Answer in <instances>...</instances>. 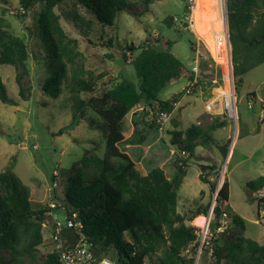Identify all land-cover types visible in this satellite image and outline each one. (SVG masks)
<instances>
[{
	"label": "rangeland",
	"instance_id": "1",
	"mask_svg": "<svg viewBox=\"0 0 264 264\" xmlns=\"http://www.w3.org/2000/svg\"><path fill=\"white\" fill-rule=\"evenodd\" d=\"M218 3L219 0H198L192 11L189 0H149L147 6L145 0H129L115 19L117 29L115 27L111 31L109 27L98 25L104 36H114L116 31L121 43L145 44L163 50L172 42L169 50L183 65L181 76L158 94V98L165 101L182 89L186 90L161 128L148 127L147 122L156 120V117L143 104L135 106L124 120L125 140L119 147L130 155L136 169L143 175L159 167L168 179L172 178L177 150L171 143L173 131H184L198 121L205 129L216 117L225 122V126L211 132L213 142L197 147L193 156L188 158L186 175L177 191L176 212L185 218L186 225L199 230L197 249L193 251L190 245L183 252L186 259H193L192 264H228L223 258L217 260L203 245L208 227L210 229L213 224L212 211L217 193L225 181L229 184L228 206L244 221L242 234L264 245V225L255 223L264 217V210L258 209L255 201L259 195H264V187L251 193L245 186L249 181L264 176V121L259 117L264 104V62L261 61L264 59V46L238 53L234 60L237 67H234L227 30L226 0H222V8L221 5L217 8ZM19 8V0H0V14L9 23V30L25 40L30 52L26 72L16 65H4L0 70L8 97L17 103L0 102V172L12 162L13 171L27 189L32 207L51 206L53 194L63 188L59 183L66 179L68 172L70 177H74L79 166L73 168V165H80L86 152L89 156L102 158L104 144L101 133L105 130V123L90 109L84 118H73L72 102L66 90L62 89L56 98L40 90L39 82L45 76V59L40 58L42 48L36 45L37 40L30 32L33 30L32 12L20 17L24 12ZM67 11L68 7L55 10L60 15L64 31L77 41V68L81 66L93 76L103 75L92 92L81 93L80 96L87 99L103 86L111 87L117 81L135 83L136 74L130 65L134 56L130 54L123 63L116 46L88 44L73 23L66 20L64 13ZM181 22H188L189 27L184 29ZM193 22L195 26L190 28ZM218 28L221 37L215 45L212 40ZM89 37L96 42V33ZM192 41H195L193 51L190 49ZM227 41L229 60L224 51ZM74 68L75 65H68V76ZM234 69L240 72L241 79L240 87L236 89ZM231 88L236 90V114L233 121H228L222 109V99ZM210 106L211 114H208ZM173 121L178 125L177 130ZM89 125H98L99 130L90 129ZM64 129L67 131L63 132ZM59 130L61 134H58ZM222 145L232 148L231 156L227 151L224 158L220 156L218 147ZM98 158L92 161L94 169L99 166ZM202 176L209 183L206 184ZM55 177L57 184L52 187ZM210 183L215 186L213 192L210 191ZM50 217L60 223L65 221L60 211H53ZM42 231V244L32 260L21 258L24 264H43L44 254L51 250V224L48 221L42 226ZM239 235V228H232L226 239L231 241ZM99 252L100 258L121 264L115 248H102ZM160 256L161 252H157L147 257L145 264H159ZM11 257L9 250L1 251L0 264H10L13 261Z\"/></svg>",
	"mask_w": 264,
	"mask_h": 264
},
{
	"label": "trees",
	"instance_id": "2",
	"mask_svg": "<svg viewBox=\"0 0 264 264\" xmlns=\"http://www.w3.org/2000/svg\"><path fill=\"white\" fill-rule=\"evenodd\" d=\"M128 1L19 0V11L24 12L20 17L32 12L33 30L30 32L37 40L36 45L42 48L40 58L45 59V76L39 82L40 90L52 98L58 97L62 89L66 90L70 94L73 118H84L90 109L104 121L105 130L101 133L104 144L102 158L89 156L86 152L82 163L73 165V168L79 166L74 177H70L68 172L66 179H62L64 184L62 181L59 183L63 188L53 194L54 203L51 206L32 207L27 189L13 171L12 162L0 172V252L9 250L12 253L10 264H24L22 257L33 259L43 242L44 223L48 221L51 224V233L56 226L57 221L50 217L53 211L64 214V220L75 217L82 223L86 241L97 259H103L99 257L100 249L113 247L121 264H145L146 258L157 252H161L159 264L193 263V259H186L183 252L190 245L193 251L197 249L199 230L186 225L185 218L176 212L177 191L186 175L188 158L193 156L197 147L213 142L211 132L225 126V122L216 117L205 129L191 124L184 131L172 132L171 143L177 150L173 162L175 172L171 179L159 167L143 175L136 169L130 155L121 151L119 146L125 140L124 120L135 106L143 104L155 117L160 112L171 114L186 93L183 89L168 100L158 98L162 89L181 76L183 65L169 50L172 42L165 49L158 50L145 44L121 43L116 31L111 37L100 33L99 26L109 27L111 31L112 28L117 29L115 19L124 11ZM148 1L145 0L146 6ZM62 7H68L69 11L64 13L66 20L73 23L88 44L116 46L123 63L128 59L127 53L134 56L130 65L136 74L135 83L117 81L111 87L103 86L87 99L80 96L81 93L92 92L103 75L93 76L81 66L77 68V41L64 31L60 15L55 12ZM226 19L233 66L237 67L234 60L238 53L264 46V0H226ZM91 33L97 34L96 42L89 37ZM194 44L195 41L190 42L191 51ZM224 51L229 60L228 41ZM136 52L138 54L135 55ZM29 57L25 40L9 30V23L0 14V70L4 65H16L26 72ZM261 61L264 62V59ZM68 65L76 66L71 76L67 74ZM241 72L245 73V70ZM239 76L240 72L234 69L235 89L241 84ZM251 96L254 94L251 93ZM0 102L17 105L8 97L1 74ZM147 125L151 129L159 127L155 120L148 121ZM89 128L99 130L98 125H89ZM61 133L59 130L58 134ZM182 136L183 140L180 139ZM180 151L186 152L188 157L183 159L178 156ZM94 158H98L97 169L92 166ZM55 178L52 184H57ZM245 186L251 193L258 192L264 187V176L249 181ZM214 187L210 183L211 192ZM228 198L229 184L225 181L217 193L212 216L213 224L217 225L221 212H227L230 226L217 238L209 237V244L204 248L210 249L217 260L223 258L228 264H264V245L242 234L244 221L229 208ZM255 201L257 208L264 210V195ZM206 211V208L203 209L204 214ZM213 224L210 231L215 226ZM232 228H239L241 235L227 241L226 236ZM64 235L68 237L69 231L64 229ZM43 264H60L52 244L51 250L44 254Z\"/></svg>",
	"mask_w": 264,
	"mask_h": 264
},
{
	"label": "built area",
	"instance_id": "3",
	"mask_svg": "<svg viewBox=\"0 0 264 264\" xmlns=\"http://www.w3.org/2000/svg\"><path fill=\"white\" fill-rule=\"evenodd\" d=\"M189 3L191 4L189 8L192 10L195 0H189ZM127 56H130L129 53H127ZM234 93L235 91L231 88L223 95L222 99V109L223 112H225L228 121H233L235 119L236 99L234 97ZM207 109V113L211 114L209 112L211 110V106ZM170 115V113L166 112H160L157 114L155 121L160 128L169 120ZM196 125L200 126L201 122L198 121ZM180 139L183 140V136ZM178 156L183 159L188 157L187 153L184 151H180ZM52 187H56V184H52ZM261 196H263V194L259 195V197ZM257 223L264 225V217H260ZM229 226L230 220L228 218V214L227 212L222 211L217 221V225H215L211 231L207 230L203 245L207 246L209 244V237H212L213 239L217 238L218 235L225 231ZM64 229L69 231V236L71 237H66L64 235ZM50 236L53 250L57 253L60 264H115L106 259L96 258L90 249V245L86 241L82 223L75 217L73 219L65 220L64 223L57 221Z\"/></svg>",
	"mask_w": 264,
	"mask_h": 264
},
{
	"label": "crops",
	"instance_id": "4",
	"mask_svg": "<svg viewBox=\"0 0 264 264\" xmlns=\"http://www.w3.org/2000/svg\"><path fill=\"white\" fill-rule=\"evenodd\" d=\"M221 5V8H222V0H219V3H218V6H217V8L219 7ZM206 10H208V9H206ZM204 14H206L207 15V13L206 12H204ZM220 16V14H219V12L217 13V17H219ZM194 22H193V26L192 27H190V28H194ZM214 38H213V40H212V43L213 44H215V45H217L218 44V41L217 40H219V38L221 37V33H220V29L218 28L217 29V31L215 32V34H214V36H213ZM183 90V89H182ZM173 112V111H172ZM263 114H264V104L262 105V111L260 112V114H259V117H262L263 116ZM177 124L173 121V127L177 130L178 128H177ZM189 127V126H188ZM187 127V128H188ZM186 128V129H187ZM185 129V130H186ZM227 147H226V151L229 153V155L231 156L232 155V148L231 147H229L228 145H226ZM233 146V145H232ZM233 211V210H232ZM234 212V211H233ZM255 223H257L256 221H255ZM212 227V224L210 225V228ZM208 230H210L209 229V227H208Z\"/></svg>",
	"mask_w": 264,
	"mask_h": 264
},
{
	"label": "water",
	"instance_id": "5",
	"mask_svg": "<svg viewBox=\"0 0 264 264\" xmlns=\"http://www.w3.org/2000/svg\"><path fill=\"white\" fill-rule=\"evenodd\" d=\"M181 25L184 29H187L189 27V23L188 22H181ZM262 121H264V114L262 116ZM67 131L66 129L63 130V132ZM226 145H222L218 147V152L220 154L221 157H225L226 156ZM53 181V180H52Z\"/></svg>",
	"mask_w": 264,
	"mask_h": 264
},
{
	"label": "bare ground",
	"instance_id": "6",
	"mask_svg": "<svg viewBox=\"0 0 264 264\" xmlns=\"http://www.w3.org/2000/svg\"><path fill=\"white\" fill-rule=\"evenodd\" d=\"M196 4H197V0H195V4H194L192 11L196 8Z\"/></svg>",
	"mask_w": 264,
	"mask_h": 264
}]
</instances>
